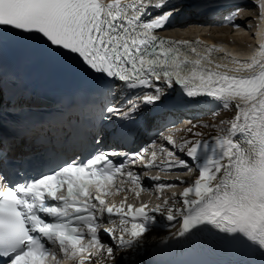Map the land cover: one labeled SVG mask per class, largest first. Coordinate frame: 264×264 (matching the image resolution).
Returning a JSON list of instances; mask_svg holds the SVG:
<instances>
[{"label": "snow or ice", "instance_id": "1", "mask_svg": "<svg viewBox=\"0 0 264 264\" xmlns=\"http://www.w3.org/2000/svg\"><path fill=\"white\" fill-rule=\"evenodd\" d=\"M174 3L0 0V264H139L147 234L159 218L180 222L179 237L215 231L264 256V42L239 59L217 55L224 49L201 41L164 39L157 33L177 12L169 7ZM192 4L206 10L233 5L231 0ZM232 8L229 19L241 11ZM258 8L264 19V0ZM19 51L87 75L113 101L119 98L117 89L150 91L134 92L99 110L83 104L88 118L79 121L71 119L70 101L41 114L25 102L19 74L4 70L9 53ZM177 86L187 97H211L224 109L233 107L227 134L214 137V145L201 139L200 125L187 129L192 138L162 136L172 146L159 149L166 153L165 170L198 171L179 197L174 194L150 208L128 204L127 210L124 202H107L114 192L133 190L123 185L148 190L131 166L143 162L148 152L143 166H155L157 151L104 147L100 126L130 121L145 106L155 105L165 89ZM237 134L249 147L234 139ZM25 137L89 154L81 152L30 182L13 183L4 161L13 143ZM202 149L205 158L200 160ZM173 186L155 185L158 190ZM105 215L111 227L103 226Z\"/></svg>", "mask_w": 264, "mask_h": 264}, {"label": "bare ground", "instance_id": "2", "mask_svg": "<svg viewBox=\"0 0 264 264\" xmlns=\"http://www.w3.org/2000/svg\"><path fill=\"white\" fill-rule=\"evenodd\" d=\"M259 2L260 0H231V3H233V6H231L229 8V10H226L227 12H225L226 14L233 11L235 6H238L241 11H239L236 16L232 19H229L228 16V20L226 21V23L222 20V21H216L214 20L215 18H213L212 16L210 17H189L187 20H185L184 22L178 23L173 25L172 27H168V29L165 31L166 34H169V31L176 29V28H180L181 30H185V35H169V36H174V38L176 37H182V38H186V39H194L197 37H201V38H206L210 41H219V42H224L227 43L229 45H233L234 48H245L246 46H241V44H238L239 40H246L247 38H244L242 36H240L238 33V30L240 29H246L247 31H251L253 27L249 28L248 25H246L247 21H251L252 22V17L250 16V9H247V5H254L255 7L252 9H256L259 6ZM245 7L244 9L242 7ZM216 8V7H215ZM224 8V7H223ZM222 8V9H223ZM219 17H224V14H220ZM256 22L254 28V31L256 32V30H258L257 35H256V42L258 44L264 42V19L260 18L259 16H257L256 18ZM246 20V22H245ZM253 20H255V18H253ZM219 24L221 25V27L219 28H214L213 25L215 24ZM234 24H241V27H234ZM224 26V27H222ZM205 30H207V32L210 33V35L207 32H204ZM173 32V31H172ZM164 33V34H165ZM219 33H227L230 36H233L234 39H229V37H224L223 38H218ZM249 33V32H248ZM165 34V35H166ZM209 36H208V35ZM181 35V36H180ZM255 36V34H254ZM259 47V46H258ZM219 106H222L221 103L219 101H216L215 99L208 97L206 99L205 102H203L202 104H200L199 106H197L195 109H192L191 111L187 112L185 115L188 118H191L194 115V119L192 121L191 127L193 125H200V127L196 130L200 131L202 133V137L201 139L204 141H207L210 145L214 144V137H217L218 135H216L214 133V131L211 129H205L208 127V125H210L212 123V116H213V112L216 108H218ZM230 113L227 117L224 118V130L227 131V129L230 127L228 121L231 119V117L234 115L235 113V109L233 107L229 108ZM184 115V116H185ZM227 134V132H226ZM181 137H188V138H192L190 136V134L184 129V131L182 132ZM234 139L238 142H240L242 144V146H244L245 148L249 147L247 145V143L245 142V138L240 136L239 134H237ZM180 140V139H179ZM16 149L15 146H12L11 150ZM8 151V153H9ZM205 158V155L200 156V160H203ZM200 160L197 161H191L194 164H197L200 162ZM183 170V169H182ZM184 173H186V171H183ZM182 178V177H181ZM186 178V177H185ZM184 179V177H183ZM177 185L176 183H172ZM175 187V186H173ZM170 187V188H173ZM169 193V192H168ZM163 226V224H160V226ZM159 234V231L156 229H152V231L147 234L148 240H151L152 238H154L155 236H157ZM150 235V236H149ZM213 255H216L215 252H213Z\"/></svg>", "mask_w": 264, "mask_h": 264}, {"label": "rangeland", "instance_id": "3", "mask_svg": "<svg viewBox=\"0 0 264 264\" xmlns=\"http://www.w3.org/2000/svg\"><path fill=\"white\" fill-rule=\"evenodd\" d=\"M248 6V7H247ZM247 6H244V7H242L243 9L245 8V7H247V9H250V16L252 17V22L251 21H247V23H246V25H248V27L249 28H251V27H253V28H251L252 30L251 31H247L246 29H240V30H238V33L237 34H239L240 36H242V37H244V38H247L246 40H239L238 41V44L240 45L241 44V46H246L248 43H251L252 41H253V38H252V32L254 31V26H255V23L257 24V22H256V18H257V16H258V11H259V8L257 7L255 10L254 9H252V8H254L255 6L254 5H247ZM253 18H255V20H253ZM245 22H246V20H245ZM215 24V23H214ZM213 27L214 28H219V27H221V25H219V24H215V25H213ZM222 27H224V26H222ZM173 31V32H172ZM204 32H207V30H205ZM249 32V33H248ZM209 35H210V33L209 32H207ZM174 34H177V35H179V34H181V35H185V30H181L180 28L178 29V28H176V29H173V30H171V31H169V35H174ZM207 34V35H208ZM180 35V36H181ZM208 35V36H209ZM218 35V38H223L224 39V37L226 36V37H229V39H234L233 38V36H230L229 34H228V36H227V33L225 34V33H219V34H217ZM182 37H184V36H182ZM215 113V115H213L211 118H212V123L210 124V125H212V126H214V127H209V125H208V127L207 128H205V129H209V130H213L214 131V133L216 134V135H218V136H223V135H226V132L227 131H225L224 130V118L225 117H227L228 115H229V113H230V110H229V108L228 109H224L222 106H219L214 112H213V114ZM188 123H190V122H188ZM190 128V127H189ZM188 128H186L185 130H187ZM184 131V130H183ZM174 134V139H176V140H178L179 139V137H180V135H181V133H179V132H177V133H173ZM168 150H171V148L170 147H168L167 148ZM184 170H186V169H180V172L181 173H183L182 175H180V177H186V179H188V178H191L193 175H194V173L196 172V171H193V172H186V173H184L183 171ZM176 172V170H172V173H175ZM178 173V172H177ZM181 186L182 185H180V186H175V187H173V188H170V187H168L167 188V191H166V195H170L169 193L171 192V191H174V192H177L178 190H179V187L181 188ZM169 190H171V191H169ZM169 192V193H168ZM164 198H169V197H165V196H163ZM161 198L160 197H157V196H155V195H153V194H147V198H146V200H149V201H151V202H158L159 200H160Z\"/></svg>", "mask_w": 264, "mask_h": 264}]
</instances>
